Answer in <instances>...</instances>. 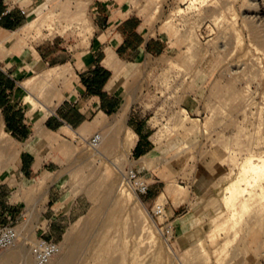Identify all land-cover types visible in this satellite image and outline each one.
I'll return each instance as SVG.
<instances>
[{"label":"rangeland","instance_id":"374dc122","mask_svg":"<svg viewBox=\"0 0 264 264\" xmlns=\"http://www.w3.org/2000/svg\"><path fill=\"white\" fill-rule=\"evenodd\" d=\"M30 1L0 0L21 7ZM92 1L51 0L50 10L19 33L36 31L30 34L34 43L62 30L84 39ZM110 1L138 14L145 29L170 46L136 64L128 95L133 113L159 137L160 156L137 170L141 162L131 159L120 131V140L118 132L105 133L97 153L68 142L70 156L47 180L66 204L77 202L74 214L81 218L53 230L60 252L50 264H264V0ZM20 38L11 50L19 36L0 28V66L12 51L23 53ZM29 54L35 71L40 59L33 49ZM33 76L28 71L20 81ZM38 77L26 85L33 94L46 85L40 97L51 105L53 76ZM20 152L0 124V170H13ZM127 167L148 184L147 196L136 197L125 184ZM40 185L12 202L29 204ZM157 195L167 202L164 221L152 214ZM25 219L11 220L19 239L0 250V264H22L18 256L33 263L42 230ZM164 225L172 226L169 239L161 235Z\"/></svg>","mask_w":264,"mask_h":264},{"label":"crops","instance_id":"0c3cea01","mask_svg":"<svg viewBox=\"0 0 264 264\" xmlns=\"http://www.w3.org/2000/svg\"><path fill=\"white\" fill-rule=\"evenodd\" d=\"M43 1H38L44 3L40 9L35 0L23 7L7 6L10 14L0 26L5 32L19 36L11 50L21 36L25 44L23 53L12 51L8 63L0 66V124L10 140L21 145L15 168L0 170V224L26 218L25 221L40 224L41 238L53 241L57 238L53 230L61 231L62 225L81 218L74 214L77 202L66 204L56 194L54 184L47 180L59 171L58 163L70 156L67 143L73 141L71 134L80 138L100 132L102 145L108 137L105 133L122 132V140L128 137L130 142L129 156L134 163L141 162L135 165L137 170L143 169L145 160L160 156L155 146L158 136L151 134L148 121L133 113L128 95L136 64L164 55L170 46L165 39L145 29L144 20L138 14L110 0L88 3L83 19L87 22L84 39L73 38L67 33L69 30H62L61 34L34 43L30 34L36 31L22 34L19 30L50 10L51 0ZM4 6L0 2V11ZM20 10L26 15H21ZM30 49L40 59L35 67L38 71L29 67ZM43 65L47 68L43 69ZM28 71L35 76L20 81ZM39 75L47 81L53 76L56 97L51 105L40 97L46 85L34 94L26 85L30 79L36 81ZM36 143L43 150H37ZM38 183L41 192L29 195V204L12 202ZM161 195H157L154 203L160 202ZM163 202L166 205V200ZM17 209H20L18 213L13 212ZM26 210L29 212L24 216Z\"/></svg>","mask_w":264,"mask_h":264},{"label":"built area","instance_id":"2783aa9c","mask_svg":"<svg viewBox=\"0 0 264 264\" xmlns=\"http://www.w3.org/2000/svg\"><path fill=\"white\" fill-rule=\"evenodd\" d=\"M10 14V9L4 6V9L0 11V26L3 20ZM20 14L25 16L26 12L20 10ZM103 136L100 132H95L88 139H83L82 137L77 138L73 142H81L93 153H97L98 149L102 143ZM123 181L129 187L136 197H145L149 193L148 184L138 176L137 172L131 168L127 167L123 173ZM153 216L159 220L166 218L165 214V204L164 202H156L152 206ZM166 221V220H165ZM163 224V222H161ZM161 235L165 239L172 237V226L164 225L160 227ZM19 239V234L16 228L11 224H0V250H6L12 248L16 245ZM60 252L59 245L52 241L44 238H40L36 241L34 245L33 252V263L32 264H50L52 258L58 255Z\"/></svg>","mask_w":264,"mask_h":264},{"label":"bare ground","instance_id":"6f19581e","mask_svg":"<svg viewBox=\"0 0 264 264\" xmlns=\"http://www.w3.org/2000/svg\"><path fill=\"white\" fill-rule=\"evenodd\" d=\"M17 260L20 261L22 264H26L24 260H22V258L20 259L19 256L17 257Z\"/></svg>","mask_w":264,"mask_h":264}]
</instances>
